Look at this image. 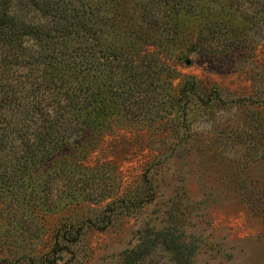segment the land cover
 Instances as JSON below:
<instances>
[{"label":"rangeland","instance_id":"374dc122","mask_svg":"<svg viewBox=\"0 0 264 264\" xmlns=\"http://www.w3.org/2000/svg\"><path fill=\"white\" fill-rule=\"evenodd\" d=\"M155 1L167 16L179 4ZM201 1L211 14L182 15L172 35L143 22L135 0L106 9L103 40L142 60L132 78L149 87L114 77L119 107L79 138L74 169L48 177L56 211L38 187L0 183V264H44L64 226L81 236L54 264H264V0Z\"/></svg>","mask_w":264,"mask_h":264},{"label":"trees","instance_id":"16d2710c","mask_svg":"<svg viewBox=\"0 0 264 264\" xmlns=\"http://www.w3.org/2000/svg\"><path fill=\"white\" fill-rule=\"evenodd\" d=\"M177 1L179 4L172 5L174 13L168 16L155 0H135V4L143 22L171 35L173 25L185 23L182 15L188 14L186 18L194 21L211 14L212 7L202 10L201 0L192 4V8H198L197 13L182 0ZM113 5L119 7L121 0H0V183L11 182L33 190L38 187L35 195L50 212L59 207L55 204L58 199L54 204L49 200L48 177L74 169L81 160L76 155L82 147L79 138L95 134L107 116L115 113L116 105L119 107L112 90L114 77H129L144 91L149 87L141 77L138 83L132 78L142 60L129 62L125 52L102 38L101 27L113 20L104 14ZM219 14L220 18L226 17L221 27L230 30L231 14ZM131 51L138 59V49ZM110 59L115 63H109ZM100 60L108 63L110 74L105 75L101 85ZM72 136L75 138L69 139ZM75 197L70 194L69 199ZM81 229L60 228L51 250L53 257L44 264H54L60 252L73 255L69 246L78 241ZM161 234L155 233L153 240ZM149 241L145 239L139 245L145 255L150 254L146 246ZM181 246L175 244L172 251H179ZM181 257H185L183 264H191L190 254ZM139 260L145 263L144 256Z\"/></svg>","mask_w":264,"mask_h":264}]
</instances>
